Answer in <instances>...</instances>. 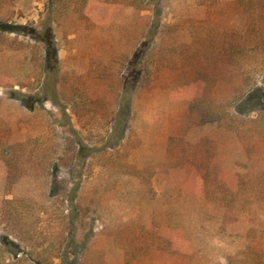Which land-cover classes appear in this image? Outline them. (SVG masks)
<instances>
[{
	"label": "rangeland",
	"instance_id": "1",
	"mask_svg": "<svg viewBox=\"0 0 264 264\" xmlns=\"http://www.w3.org/2000/svg\"><path fill=\"white\" fill-rule=\"evenodd\" d=\"M61 3L0 0V207L13 208L14 232L29 228L21 250L51 264L66 253L75 264L254 259L264 248V112L249 106L264 99V0H138L109 16ZM230 42L246 47L262 87L248 108L208 62ZM124 93L130 115L115 146ZM31 97L35 111L23 105Z\"/></svg>",
	"mask_w": 264,
	"mask_h": 264
},
{
	"label": "trees",
	"instance_id": "2",
	"mask_svg": "<svg viewBox=\"0 0 264 264\" xmlns=\"http://www.w3.org/2000/svg\"><path fill=\"white\" fill-rule=\"evenodd\" d=\"M55 1V0H54ZM73 2V0H71ZM82 3L79 4V6L81 5L79 11L82 12V14H87V13H91V12H101L102 9V14L106 15L108 13V16L111 14V11H115V9L117 10L119 6H121V3L123 2H127V3H131V5H134L135 1L137 2L138 0H81ZM140 4H143L146 2V0H139ZM153 1V0H152ZM155 1H160V0H154ZM56 2H58V7L56 9V11H61L63 4L61 3V0H56ZM75 3V0H74ZM61 7V8H60ZM262 8H264V5H261ZM109 11V12H108ZM89 16V15H88ZM90 19V18H89ZM51 28H49L46 32H43L44 34H46V37L44 38V41L47 44V49L49 50L48 57H53L54 61L57 63L58 62V55H57V49L54 46V42H53V37L51 32H49ZM255 32H257L256 30H254ZM261 32L258 34L259 36ZM234 37H231L232 40L231 41H235L236 42V34H234ZM248 35V34H247ZM48 36V37H47ZM239 41L241 40L240 38H238ZM246 39H248L247 37L242 39L243 41H246ZM240 42L238 44V46L235 45V43L233 44L232 42H230V45L227 44V46H223L222 48L220 47L217 53H214L213 56L209 57L208 62H210L211 64H215L217 65L219 71H220V75L227 77L228 79L230 78V83L232 84V86L234 87L233 89V99L236 101V103L241 104L243 106L245 105H250V101H252V99L254 98L255 95H257L258 97H263V94L261 93L262 91V87L259 86L258 81L256 80V78H254L252 76V74L249 73V69L251 70V67L253 66V64L250 62L251 58L248 60L246 59L247 55H248V51L246 49V47H244L243 45H241ZM236 52V53H235ZM244 56L246 63L243 64L241 57ZM138 59H136L135 61H133V71H132V77L128 76L127 77V82H129V80L134 79V75L139 73V68L141 66L140 64V55L137 57ZM244 60V61H245ZM44 72L46 73V75H52L51 78H53V75L51 73V69L50 66L48 64H46L44 66ZM107 73V72H106ZM57 75V73H56ZM55 76V75H54ZM57 77V76H56ZM212 78H210L209 73L203 75V73L196 78L197 82L200 81V84H202L201 86H203L206 81H211ZM264 82V80H262ZM57 82V80H55V83ZM54 83V84H55ZM130 85V84H129ZM134 86V84H133ZM204 87V86H203ZM57 86H54V92H53V99H56L57 101L59 100V91L57 89ZM204 89V88H203ZM53 91V90H52ZM128 93V92H127ZM13 98L15 99H22L23 94L20 93H15L12 95ZM37 97H39V95H37ZM53 99H46V101L48 100H53ZM40 100L39 98H35V97H31L29 98V101H25L23 105L30 111H35V105L36 103H38ZM260 100V101H259ZM264 99H258L257 101H259L260 103L255 104V106H249V109L255 113V112H259V111H263L264 112ZM255 103V102H252ZM120 109L118 112V116L116 119V124L114 125L113 129H114V134L112 138L116 139V142H114L115 146L119 144V141L122 139V137L124 136V131L126 128V121L127 118L130 115V98H128V96L126 95V93L123 94L122 96V100H120ZM247 107V106H245ZM248 108V107H247ZM65 113V111H63ZM79 164V162H78ZM77 164V167H78ZM40 166L43 169H39V171L42 173V170H45V165L40 164ZM76 177V179H81L82 175L81 174H76V176H74V178ZM75 180V179H74ZM77 180L73 181L74 183V187H72L71 190L66 191L65 192V196H66V200L67 202L73 204L75 201V194L77 193V187H75V183ZM54 188V187H53ZM225 194V188L222 189V196ZM226 195V196H225ZM223 197V200L226 202V204L230 203V208L232 207V209L234 207L237 206L231 203V200H227L225 199V197H229L232 194H225ZM235 196V194H233ZM238 203V202H237ZM13 208L10 209V211H8L6 209V207L2 206L0 207V218H1V222H0V261L3 262L2 264H5L7 260V258L9 259L8 263L9 264H19V263H23L26 262V264H51V262L49 261L48 256L44 257L43 259H40L38 257L33 258V256H31L32 254H28L26 253L24 250H21V244L25 241H27L26 236L30 235V231L29 228H23L22 233L19 235L16 232H14L12 230V227H10V224H8V221H6L7 217H10L11 215H14L13 213ZM74 212L71 211V214H73ZM76 216H79V214L74 213ZM75 215L73 217H75ZM71 220H73L72 222H74V220H76L75 218H73ZM4 220V224L3 223ZM239 221V220H238ZM237 220H235V225L239 226ZM6 222V223H5ZM2 225H4V227H2ZM19 229V228H18ZM29 231V232H28ZM28 238V237H27ZM251 239V237H250ZM253 239V236H252ZM22 242V243H21ZM171 246V244H169ZM178 247L180 246L182 248L181 252L184 255H189L190 254V250H188L187 254L186 251L184 250V244L180 243L179 245H177ZM175 246H173L174 248ZM172 248V246H171ZM176 248V247H175ZM180 248V249H181ZM251 248V246H250ZM178 248L174 249L177 250ZM24 252V255L26 256V259H19V253L20 252ZM171 251L173 252V249H171ZM254 252V259L252 258L250 261L245 260V263L243 262H238L237 264H264V248L258 252L257 251H253ZM179 253V252H178ZM189 253V254H188ZM31 256V257H30ZM61 260V264H75L73 263H69V255L68 253L66 254H62L60 257ZM76 261V260H75ZM228 264H233L232 262V258L229 257V263Z\"/></svg>",
	"mask_w": 264,
	"mask_h": 264
}]
</instances>
